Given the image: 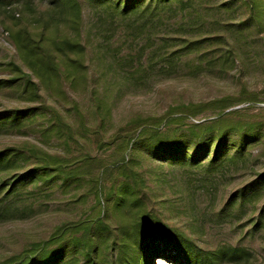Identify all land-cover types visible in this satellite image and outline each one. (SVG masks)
Here are the masks:
<instances>
[{"label":"trees","instance_id":"trees-1","mask_svg":"<svg viewBox=\"0 0 264 264\" xmlns=\"http://www.w3.org/2000/svg\"><path fill=\"white\" fill-rule=\"evenodd\" d=\"M34 1L38 5L44 2L0 0V16L13 22L5 31L17 57V61L0 64V70L8 74L7 79H0V88L12 85L19 98L41 104L45 113L41 110L34 113L30 109L3 110L0 112V134L20 130L25 122L34 118L52 116L55 124H48L42 136L59 135V141L69 150V143L75 139L73 129L53 105L46 103L43 92L60 95L62 85L85 87L89 78L95 84L105 83L110 74L120 78L124 85L137 84L141 77L153 72L172 70L182 59L186 68L201 69L218 64L223 69L236 57L235 45L215 30L218 21H208L200 14L207 11L203 0H95L101 12L93 27L96 47H91L90 41L81 37V6L77 0H47V7L38 18ZM227 4L229 8L220 5L226 14L232 6L245 10L247 22L242 25L252 23L257 31L264 30V0H238V3ZM33 16L41 19L37 31L32 29V20L27 21ZM173 20L176 21L172 23ZM61 27L67 34L54 38L50 30ZM242 95L247 96L244 92ZM245 98L216 104L221 103L225 109L249 100ZM23 115H28V119ZM241 116L239 112H221L208 123L192 124L188 137H177L176 133L169 135V132L158 137L160 133L154 127L145 128L140 123L127 125L116 146L121 156L112 168L100 166L97 160L86 155H81L79 162L71 167L73 163L69 162L73 160L67 159L68 156L52 157L34 145L24 147L26 149L14 146L1 149L0 218L27 210L14 200L19 198V186L26 178L35 186L55 180L65 184L85 182L100 210L94 218L57 227L47 241L34 244L0 264H152L154 259L177 264L240 261L242 257L236 251L216 254L199 248L187 235L170 228L152 214L143 200L144 181L134 171V161L126 159L125 162L124 153L128 147L141 144L153 160L192 167L199 166L212 150L210 163L220 161V165H235L237 160H243L242 140L257 136L256 131L264 128L261 123ZM168 123L170 125V121ZM231 136L239 138L234 149L227 147ZM187 141L194 146L188 147ZM230 149L234 150L231 154L228 153ZM28 167L30 170L20 177L19 172ZM115 174L121 180L114 185L110 183L106 191L107 180L111 181ZM254 180L251 184L254 187L249 185L239 193L240 205L254 204L261 194L264 173ZM254 226L264 227V206Z\"/></svg>","mask_w":264,"mask_h":264},{"label":"rangeland","instance_id":"rangeland-1","mask_svg":"<svg viewBox=\"0 0 264 264\" xmlns=\"http://www.w3.org/2000/svg\"><path fill=\"white\" fill-rule=\"evenodd\" d=\"M94 1L77 0L81 6V37L88 39L91 47L97 44L93 27L101 14ZM230 2L238 3V0H203L207 11L200 14L208 21H218L215 30L226 35L228 42L235 45L236 57L232 64L223 69L218 64L194 69L186 68L182 59L172 70L153 72L141 77L137 84L124 85L114 74L99 84L89 78L81 88L64 84L60 95L43 94L46 95V103L53 105L73 129L75 139L69 143V150L55 133L43 138L42 132L47 125L55 124V118L45 115L25 122L20 130L0 134V150L34 145L52 157L68 156L67 159L73 160L69 162L73 163L71 167L79 162L81 155H86L97 160L100 166L112 168L121 156L116 146L127 125L140 123L145 128L154 127L160 133L158 137L167 132L184 137L192 124L208 123L221 112H239L245 120L261 123L264 127V30L257 31L252 23L242 25L247 22L245 10L232 6L226 14L220 5L225 4L229 8L227 3ZM48 3L47 0L42 5L34 3L36 18L41 16ZM35 17L27 21L32 20V29L37 31L41 19ZM12 25L13 22L0 16V64L17 61L5 31V27ZM240 25L241 29L238 28ZM50 33L55 34L53 37L56 39L67 34L62 27L56 31L52 28ZM7 77L8 74L0 70V79ZM8 85L0 88V112L30 109L34 113L40 110L45 113L41 104L22 100L17 90ZM244 97L249 100L233 107L223 109L221 103L216 104ZM23 116L24 119L29 117ZM177 119L181 120L173 122ZM256 133L259 134L247 141L242 140L245 147L243 160H237L235 165H220V161L210 163L212 150L199 166L192 167L153 160L141 144L131 149L128 147L124 153L125 162L132 159L134 171L144 181L146 194L143 200L152 214L160 217L170 228L187 235L203 250L216 254L236 251L242 257L236 263L225 260L220 264H264V227L254 226L264 206V184L254 204L240 205L239 199V193L253 184L257 175L264 173V128ZM238 139L231 136L227 147L234 149ZM187 142L188 147L194 146ZM233 152L232 149L228 151L229 154ZM28 170L30 167L19 172V176H25ZM120 180L116 174L111 181L108 179L106 191L110 183L114 185ZM17 194L19 198L14 199L17 205L22 209L27 207V210L23 214L0 218V262L30 249L34 244L47 241L57 227L94 218L100 210L85 182L65 184L55 180L35 186L26 178ZM152 264L177 263L154 259Z\"/></svg>","mask_w":264,"mask_h":264}]
</instances>
